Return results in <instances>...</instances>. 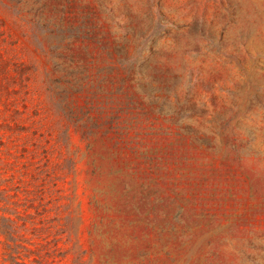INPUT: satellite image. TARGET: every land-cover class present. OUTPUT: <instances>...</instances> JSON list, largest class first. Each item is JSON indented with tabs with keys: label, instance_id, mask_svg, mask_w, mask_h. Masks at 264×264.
<instances>
[{
	"label": "rangeland",
	"instance_id": "obj_1",
	"mask_svg": "<svg viewBox=\"0 0 264 264\" xmlns=\"http://www.w3.org/2000/svg\"><path fill=\"white\" fill-rule=\"evenodd\" d=\"M0 189L88 264H264V0H0Z\"/></svg>",
	"mask_w": 264,
	"mask_h": 264
},
{
	"label": "trees",
	"instance_id": "obj_2",
	"mask_svg": "<svg viewBox=\"0 0 264 264\" xmlns=\"http://www.w3.org/2000/svg\"><path fill=\"white\" fill-rule=\"evenodd\" d=\"M11 199L6 189H0V235L6 264H66L65 260L74 250L72 264H88L77 247H69L71 216L59 217L58 234L52 244L45 237L48 230L41 226L40 218L18 211L20 206Z\"/></svg>",
	"mask_w": 264,
	"mask_h": 264
}]
</instances>
